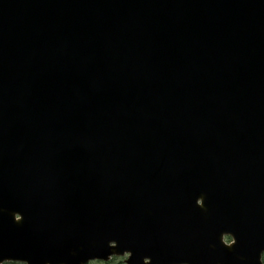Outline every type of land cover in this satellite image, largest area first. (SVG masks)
<instances>
[{"label": "water", "instance_id": "95a60500", "mask_svg": "<svg viewBox=\"0 0 264 264\" xmlns=\"http://www.w3.org/2000/svg\"><path fill=\"white\" fill-rule=\"evenodd\" d=\"M263 253L264 0H0V264Z\"/></svg>", "mask_w": 264, "mask_h": 264}, {"label": "rangeland", "instance_id": "374dc122", "mask_svg": "<svg viewBox=\"0 0 264 264\" xmlns=\"http://www.w3.org/2000/svg\"><path fill=\"white\" fill-rule=\"evenodd\" d=\"M228 241V240H226ZM123 259L124 258H116V259H113L111 261H109L108 263H102V262H92L90 264H123Z\"/></svg>", "mask_w": 264, "mask_h": 264}]
</instances>
